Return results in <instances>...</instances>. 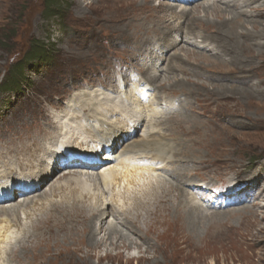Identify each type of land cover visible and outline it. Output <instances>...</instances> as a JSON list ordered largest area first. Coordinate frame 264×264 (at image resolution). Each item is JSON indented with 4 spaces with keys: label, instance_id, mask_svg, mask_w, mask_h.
Instances as JSON below:
<instances>
[{
    "label": "rangeland",
    "instance_id": "1",
    "mask_svg": "<svg viewBox=\"0 0 264 264\" xmlns=\"http://www.w3.org/2000/svg\"><path fill=\"white\" fill-rule=\"evenodd\" d=\"M45 1L0 0V81L8 78L12 66L24 63L25 55L30 51L33 42L50 46L49 58L54 57L57 62L50 67L26 64L20 69L23 76L16 86H11L8 90L5 88V92L0 91V146L8 141L9 135H13L12 140H16L32 134L35 131L34 125H46L47 117H56L59 111L66 107L73 94L87 89L109 91L111 86L123 84V73L129 74L131 81L132 78H142L145 81L146 74L139 70L150 67L149 74L157 76L158 80L149 87V99L142 104L145 105L151 100L154 103L152 106H159V113L145 117L144 127L138 133L137 139H140L143 131H147L146 126H151L155 133L171 141H177L179 138L197 141L198 145L191 147L193 151L180 157L189 162L190 168L186 176L191 177L187 178L185 188L188 190V185L193 182L203 183L208 189H226L239 184L245 198L244 201H239L240 204L227 207L221 205L219 209L205 206L201 212L205 216L194 213V218L193 215L186 214L195 223L203 224L197 229L192 226L182 229L177 226L178 223L173 225V218L167 219L171 220V223L165 221L161 224L156 221L155 213L150 217L145 216L142 204L134 214L142 229V239L128 235L133 243L129 247L130 250L117 236L105 238L102 231L95 234L99 241L96 243H100L102 247L94 249L95 243H90L89 240V230H85L88 222H81V218L68 211H51L53 214L47 216L48 218L45 216L47 219L34 222L38 233L34 229L32 237L17 246L16 252L24 258L22 262L264 264V13L262 19L256 20V25L245 23V27H242L239 26L244 24L242 21L235 23L240 32H249L248 36L242 38L238 35L239 41L236 43L218 41L231 58L218 53L213 46V49H208L210 52L199 49L201 39L198 35L202 34L200 29L193 26L192 35L188 33L190 29L183 25L185 19L176 22L181 29L179 33L173 31L172 37L173 40L177 39L178 45L166 51L158 68L154 69L150 62L154 60L155 55H152L150 50L152 47L158 49L155 46L157 40L152 35L145 36L140 29L145 27L142 29L149 31L153 26L149 22L144 26H124L125 20L128 24L131 23V15H135L136 21L142 23L153 16L149 9L134 11L138 5L143 6L145 0H56L58 6H62L58 15L60 18L47 10ZM53 1L48 2L51 4ZM150 1L153 7L165 3L177 6V12L186 9L190 11L192 19H199L206 24L231 26V22L228 24L227 20L229 14L223 13L218 17L204 12V6L215 4L217 7H224L217 0L200 1V7L197 8L194 5L198 2L194 5H181L166 3L163 0ZM246 2L241 1L239 6L246 9L252 4L249 0ZM252 7H261L264 12V0L252 4ZM248 12L250 13V10ZM209 31L213 38L217 37L215 29ZM223 31H227V28H223ZM137 33L140 36L136 37ZM130 34L132 36H129ZM182 40L189 41L181 44ZM193 42L196 46L191 45ZM231 49H235L234 53ZM156 52L159 55L161 50ZM172 55L179 57L180 61L172 62V65L177 67L176 70L173 71V67H170L166 72V68L170 66L167 59ZM237 69H250L251 74L240 79L235 74ZM213 71L215 74H212ZM219 72L228 74V80L218 77ZM162 84L167 87L166 91L159 89ZM125 90L129 97H140L132 93L131 88ZM125 90L122 91L125 93ZM183 90H187V94ZM188 91L193 94H188ZM170 100H173L172 107ZM185 107H188V113ZM168 168L176 169L175 166ZM100 171L102 172V169ZM63 174L60 172V175ZM71 176L64 180L72 181V178L69 179ZM143 177L154 182L161 180L175 183L161 171L143 172ZM135 179L137 182H144L140 173ZM52 181H55V178L44 180L43 186L53 183ZM126 185L127 181H123L118 191L123 193V186ZM190 192L195 193L192 189ZM166 200H169L168 203L161 202L162 206L165 203L167 207H176L172 195L166 196ZM196 200H201V197L198 196ZM72 218L78 219V225L69 227L68 230L65 221ZM12 232L15 234V229ZM212 232L219 234L214 237L211 236ZM144 234L148 241H145Z\"/></svg>",
    "mask_w": 264,
    "mask_h": 264
},
{
    "label": "bare ground",
    "instance_id": "2",
    "mask_svg": "<svg viewBox=\"0 0 264 264\" xmlns=\"http://www.w3.org/2000/svg\"><path fill=\"white\" fill-rule=\"evenodd\" d=\"M165 1L163 0V2ZM200 1L204 2L205 0L197 1L198 4L195 2L196 5L192 3L195 8L200 7ZM217 1L224 7L220 5V7H217L215 4L204 6V12L218 15V17L223 13L231 15L227 18L229 21L227 22L228 24L231 22V26L225 27L228 26L226 24L213 26V23H208V25L199 19H192L190 11L186 9L177 12V6H169L165 3L159 5V7H153L150 0L143 1V6L136 5L137 7L134 8V11L137 9H149L153 16L148 17L146 21L143 20L144 22L142 23V21H136L135 15H131L129 18L132 19L128 18L131 23L128 24L127 20H125L124 26L126 28L134 27L136 24L137 26H144L148 22L153 26L152 29L147 28L149 31L142 29L145 27H140V29L145 36L152 35L157 40L155 42L157 45L155 46L158 49L152 47L150 50L151 54L155 55L154 60L150 62V66L154 69L158 68L165 52L178 45L177 39L173 40L172 32H180V26L175 23L183 19H185L183 25L190 29L188 31L189 34L194 35L193 26L202 32L201 35H198L201 39L199 49L210 52L208 49L213 46L218 53L231 58L230 54L225 48L221 47V43L218 41L236 43L239 41L238 35H241L242 38L248 36L250 33L240 32V29L238 30L235 27L238 26L235 23L242 21L244 24H239L242 27H245V23L256 25V20L262 19L264 12L261 7H252V4L259 0H249V3L252 4L248 5L246 9L239 6L241 1L245 3L246 0ZM165 12L167 13L159 15ZM252 14L255 15L253 16ZM256 27L254 28L256 29ZM223 28H227V31H223ZM213 29H215L217 34L216 38H213L212 33L209 31ZM129 36L132 35L130 34ZM137 36H140V34L137 33ZM234 37L235 39H233ZM188 41L182 40L181 44H186ZM194 44V42L191 43L192 46H196ZM157 50H161L159 55H157ZM231 50L232 52L233 50L235 51V49ZM245 50H248V48H245ZM167 60L170 61V66L165 71L167 72L170 67H173V71L176 70L177 67L172 65V62L174 60L179 62L180 58L172 55ZM239 70L237 69L235 74L240 79L251 74L250 69ZM139 71L142 74H146L145 81L141 78L140 82H133L129 80V74L123 73L122 76L125 78L123 84L111 86L109 91L87 89L75 93L69 98L66 107L59 111L56 117H47L48 123L46 125L38 126L36 124L34 125L35 131L32 134L26 137L22 136L16 140H12L11 136L13 135H9L8 141L6 140V143L0 146V206H2L0 208V264H30L22 262L24 258L20 257L22 255L16 252L18 250L17 246L23 241L27 242L32 237L31 235L35 229L34 222L38 221V219H44L45 216L52 215L51 211H68L70 214H75L78 218H81V222H88L89 227L87 226L85 230H89V240H91L90 243H95L94 249L102 247L100 243H96L99 242L95 237L98 231H102L101 233H103L105 238L117 236V239L122 241L123 245L129 249L133 243L128 235L132 234L142 239L140 234L142 229L134 218V214L142 204L146 212L145 216L150 217L151 214L155 213L154 217L157 222L161 224L165 221L166 223L172 222L173 225L178 223L177 226L182 227V229L186 226H192L197 229V227L203 225L198 224L199 222L195 223L186 214L193 215L196 218L194 213L202 214L201 212L204 211L205 206H209L210 209H217L213 204L205 202L203 198L196 200L199 194L190 192L191 188H193L192 186L198 187L200 186L199 184L193 182L188 185V190L185 188L187 186V178L191 177L186 176L190 172L188 171L190 168L189 162L187 163L186 160L184 161L180 157L193 151L191 147L195 148L198 145L197 141H192L190 138H179L177 141H171L165 136L155 133L151 126H146L147 131H143L140 139H137L138 133L144 127V121L149 117L148 114L153 116L159 113L157 112L159 106H152L154 103L151 100L144 105L134 96L129 97L127 95L125 89L133 87L132 93L135 94L136 91L142 90L140 89L141 87L146 89L158 80L157 76L149 74L150 67ZM212 74H215V72L213 71ZM218 77L222 80H228L227 77L229 75L219 72ZM159 89L166 91L167 87L162 84ZM122 90H125V93ZM183 92L187 94V90H183ZM188 92V94H193L190 91ZM121 96H124V98ZM173 100H170V107L173 106ZM57 106L60 108L59 104ZM185 108L188 113V107ZM183 110L185 109L183 108ZM150 124L151 122L148 123V125ZM159 124L162 125V122ZM96 144L106 147L105 150H110V157L103 158L104 164L101 167L75 168L68 166L63 171L64 174L60 175L62 169L56 167L58 153L66 154L65 151L68 153L75 151L86 152L88 147L92 146L94 148ZM51 162L56 164L52 165ZM86 162L88 163L89 161H84L83 163ZM169 166H175L176 169H169ZM101 169L102 172L100 171ZM149 171L164 172L175 183L161 180L154 182L146 177L144 178L143 172ZM138 173L144 179L143 183L136 181L135 178ZM67 176H71L69 179L72 178L73 180H64L67 179ZM54 178L55 181H52L53 183L43 186L44 180L50 181L54 180ZM60 180L66 182L61 183L62 181ZM123 181H127V185L123 186L122 193L118 191V188L122 187ZM21 185L22 187L26 186V188H21ZM29 189L30 191H28ZM25 190L28 192L25 193ZM171 195L172 200L176 204V207L172 208H170L171 205L169 207L165 205L169 201L166 200V196ZM161 202H165L164 206L161 205ZM202 215L205 216L204 214ZM172 218L173 221L170 220L171 222L167 220ZM76 225H78V219L72 218L65 221V226L68 227V230L69 227ZM13 229L16 231L15 234L12 232ZM197 231L195 233L199 235ZM67 234H69L68 231ZM218 234L212 232L211 236L215 237ZM143 236L145 241H148L147 236L145 234ZM38 242L41 243L39 240Z\"/></svg>",
    "mask_w": 264,
    "mask_h": 264
},
{
    "label": "trees",
    "instance_id": "3",
    "mask_svg": "<svg viewBox=\"0 0 264 264\" xmlns=\"http://www.w3.org/2000/svg\"><path fill=\"white\" fill-rule=\"evenodd\" d=\"M49 0H46V8L52 13H55L56 17L61 13L62 6H58V1L54 0L51 4L48 2ZM60 18V17H58ZM50 46H46L40 42H33L31 44L30 51L25 55L24 63L23 64H15L12 66L11 70L9 71L10 74L8 78L6 77V80H4L0 84V91L5 92V88L8 90L11 86H16V84L19 82L18 80L23 76L21 68H24L26 64L34 63V65H50L56 60L54 57H50ZM23 65V66H22ZM18 81V82H17ZM12 88V87H11ZM4 89V90H3Z\"/></svg>",
    "mask_w": 264,
    "mask_h": 264
}]
</instances>
